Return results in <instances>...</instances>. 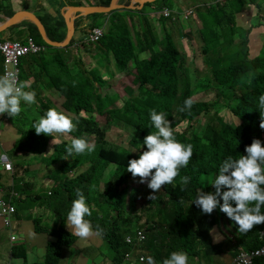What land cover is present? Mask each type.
Instances as JSON below:
<instances>
[{
    "label": "trees",
    "instance_id": "trees-1",
    "mask_svg": "<svg viewBox=\"0 0 264 264\" xmlns=\"http://www.w3.org/2000/svg\"><path fill=\"white\" fill-rule=\"evenodd\" d=\"M196 1L197 5L202 2ZM111 2L99 0L97 5L108 6ZM81 4L76 2V5ZM263 4L264 0H225L197 8L189 19L192 18L198 27L204 59L199 52L197 59H201L203 71L195 69V80L184 52L174 39L175 33L170 30L171 26L177 25L174 23L176 17L185 20L184 12L175 8L172 0H155L141 8L136 4L135 8L116 9L108 14L91 13L87 15L90 21L80 16L74 22L73 39L65 47L46 43L31 21L24 20L11 26L10 29L26 27L36 41L47 45L46 51L29 54L21 61V81L30 85L26 91H35L36 103L27 105L22 101V111L16 118L4 115V119L13 124L22 122L23 138L31 141L26 150L36 156L42 155V161L51 164L47 169L39 168L38 172L41 177L44 171L45 177L56 183L50 191L55 198L41 194L29 201L44 200L55 211V217H62L66 224L71 203L77 198L76 190L80 189L92 210V215L86 219L90 220L94 232L97 225L103 229L97 236L109 246L113 264H124L130 249L128 238L132 231L141 228L140 225L151 232L150 241L142 244L149 251L143 264H148V257L158 260L159 250L165 246L168 248L165 258L172 251L183 250L190 256L198 257L196 264H216L212 256L220 258L222 254L225 263L217 264H226L229 256L262 246L264 237L260 238V232L264 231V224L242 234L219 206L211 214H205L192 201L198 189L215 192L210 182L224 159L245 155V147L251 144L253 138L262 143L263 129L259 127L257 105L259 95L264 93V34L261 47L254 54L251 52L250 37L259 25L264 28V15L260 16L258 23L255 21L246 26L239 23L237 15L250 10V6L256 7L254 13L259 14ZM146 6H150L155 13V16L148 13L150 19L143 17ZM165 9L169 11L168 16L161 13ZM0 12L9 16L14 14L9 8H0ZM35 13L43 22L49 38L62 41L66 37L67 27L61 12L56 17ZM135 15L141 19L142 31L134 26ZM95 26L104 29L103 37L89 48L77 45ZM0 34L3 36V33ZM70 48L76 49L77 53H70ZM91 48L100 52L92 56L93 64L89 65L83 60L87 52L85 49ZM69 58L73 59L74 66L69 64ZM99 58L101 61H97ZM0 61L3 67L1 51ZM133 68L135 90L128 87L127 95L122 98L118 94L102 95V89L109 85L112 78L131 73ZM204 95L211 98L205 99ZM188 98H192L194 103L190 110L181 112L179 109L184 107ZM54 99L57 100V110L73 117L77 125L74 132L66 135L87 138L95 144L94 151L79 155L74 153L73 157L65 159L66 148L71 143V139L65 138L51 154H45L48 135L36 134L31 127L39 117L27 118L23 106H27L32 115H39L35 112L39 108L43 115L49 108H55L48 106ZM153 108L167 114L177 140L192 145V156L187 167L179 170L173 184L162 186L153 200L148 199L151 189L142 190V200L136 196L140 189L128 183L139 180V177H132L127 171V163L130 159L139 158L146 150L144 136L155 131L149 114ZM86 114L91 115L87 117ZM94 115L104 116L107 127L120 129L122 126L124 130L133 131L130 148L110 141ZM231 117L238 119V125L228 121ZM183 176L190 178L187 184L181 183ZM24 186L17 182L15 189L21 190ZM11 191L12 188L8 187L7 195ZM26 201L27 196L14 197L16 212L21 210V202ZM140 202L139 212L146 214L142 219L144 223H141V214L136 211ZM261 211L264 212V207ZM55 217L49 214L46 222L55 223ZM220 219L233 239L213 245L211 232ZM34 222L35 228L43 231L39 219H34ZM53 232L55 235L46 246L45 261L35 264H60L69 255L66 251L73 250L71 246L77 241V236L65 230L64 226ZM168 238L172 240L168 242ZM20 255L24 257L26 251H21ZM252 264H264V257L255 259Z\"/></svg>",
    "mask_w": 264,
    "mask_h": 264
},
{
    "label": "clouds",
    "instance_id": "clouds-1",
    "mask_svg": "<svg viewBox=\"0 0 264 264\" xmlns=\"http://www.w3.org/2000/svg\"><path fill=\"white\" fill-rule=\"evenodd\" d=\"M214 1L215 3H217L218 0H206L199 5H193L191 7L183 9V11L189 8H194L195 12L198 7H209L210 4L212 5L214 3ZM72 2L73 1H70L69 5H63V13H65L66 9L70 8V6H78L76 4H71ZM136 4L137 3H129V6L135 7ZM63 13L61 14L63 15ZM75 14L78 15L79 13L77 12ZM87 15L80 16L86 18ZM262 15L263 13L261 12L258 14V20L256 21V23H258L259 18ZM80 16H76V18ZM23 28L24 27H22V31L26 32ZM101 29L104 33V29ZM29 36L34 38V36L29 35L27 32L26 35L20 39H8L5 37L4 40L23 41ZM4 40L0 39V41ZM92 44H90L89 46H83L89 48ZM250 82L251 81H249V83ZM29 87L30 85L26 81H21V77L20 81L18 80V76L15 72H5L3 67V75H0V115H2L0 121L5 120V114L10 117L16 118L22 111V101L27 105L36 103L35 91L25 90ZM193 103V99L188 98L184 102V107L180 108L179 110L181 112L185 111L186 109L190 110ZM257 109L259 110L260 115L259 127L263 129L261 136L262 143L259 139L253 138L251 144L245 147V155H239L237 158L229 156L224 159L220 164L218 172L215 175L214 179H212L210 182L215 188V192H204L203 190L198 189L195 199L192 201V203L200 208L201 211L205 214H211L217 208V206H219L220 211L225 213L227 217L235 225H237V231L242 234L248 233L256 225L264 224V212L261 211L262 207H264V93H262L258 97ZM149 114L151 125L155 128V131H151L149 134L144 136L143 144L146 145V150L142 151V153L139 155V158H133L128 161L127 171L131 173L134 179L139 177L140 183L147 184V187L151 189V193L149 194L148 199L153 200L155 199V193L159 192L162 186L166 184H173L174 179L179 175V170L183 167H187L192 156V145H186L177 140L171 122L169 121V119H167V114L164 111L158 112L155 108H153L149 110ZM73 120L74 118L69 116L65 112L59 111L56 108H49L43 115L39 116V118L33 123L31 128L35 129L37 135H48V146L50 145V143L57 145L58 143H60V141L57 139L58 136L66 135L76 130L77 125L73 122ZM5 122L10 123V121L7 120H5ZM15 146L16 148H20L21 150H23V153L21 155L28 151L17 144V142L15 143ZM94 150L95 144L89 142L87 138L74 137L71 139L70 146L66 148L64 158L67 159L69 156L73 157L74 153L76 155H79L85 152H92ZM4 158L12 163L13 171L6 169L4 165ZM1 160L3 162L4 170L8 171L11 174L12 181H14L16 177V167L20 166L15 165L7 153L1 154ZM24 169L28 170L30 168L27 166ZM17 176L19 175L17 174ZM19 177L21 181L24 180L23 177ZM189 179V177L183 176L181 177V183L187 184L189 182ZM0 188H2L4 191H6L7 189L6 185H2L0 186ZM4 191H2L3 193L0 195V197H11V200L14 203V197H17L15 193L18 192L11 191V193L7 195V193H5ZM49 194H51L50 191ZM18 196H20V194ZM76 197L77 198L72 201L71 208L67 213L66 226L69 228L71 234L79 237L80 239H87L93 235L101 234L103 232V229L100 228L99 225H97L94 232L90 220L86 219V217H90L92 215V210L86 202L84 193L80 189L76 190ZM218 226H220L221 230L219 233V235L221 236L220 240L213 235V232ZM145 230L140 228L136 230L137 233L142 232L144 235V239L140 240L141 244L146 241ZM262 232L264 231H261L260 235ZM30 235L34 236L35 234L32 233ZM211 236L213 239V245H219L222 244L223 241L233 239L232 234L226 229L225 223L222 219H220L217 225L214 227L213 231L211 232ZM132 239L133 243H131L130 245H133L135 243V239ZM171 240L172 238H170L168 242H170ZM245 251H240L239 253ZM239 253H237L233 257L229 256V261L227 262V264H235L234 259L238 256ZM141 257L145 259L144 256ZM188 257L191 258L192 261H188ZM212 258L213 260H215L214 256H212ZM195 261H198V257H195L193 255L190 256L185 251L179 250L172 251L168 257L164 258L161 261V264H196ZM148 264H157V262L154 258L148 257Z\"/></svg>",
    "mask_w": 264,
    "mask_h": 264
},
{
    "label": "rangeland",
    "instance_id": "rangeland-1",
    "mask_svg": "<svg viewBox=\"0 0 264 264\" xmlns=\"http://www.w3.org/2000/svg\"><path fill=\"white\" fill-rule=\"evenodd\" d=\"M73 1V0H68V2ZM88 3L90 2H94V3H99V0H86ZM206 0H202L201 3L205 2ZM220 2H223L224 0H219ZM175 8L178 9H186L188 7H191L193 5H197V1L195 0H172ZM210 2V1H208ZM65 3H67L65 1ZM82 4L85 3L84 0L81 2ZM85 5V4H83ZM201 7H205V6H201ZM144 16L143 17H147V19H150V16H148V13H151V16H155V13H153V10L151 9L150 6H146L144 7ZM250 10H245L243 13H241L240 15H237L238 18L237 20L240 22H242L245 26L246 25H250V24H254L255 21L258 20V14H255V9L257 10V8L250 6ZM139 9V8H138ZM254 9V10H253ZM261 11V9L259 10ZM261 13H263L264 15V6H262V11ZM158 16V14H156ZM129 18V16L127 17V19ZM180 20V21H178ZM176 22H174L175 24H177L174 27H170L171 32H174V39H176V42L180 48L181 51L184 52V55L186 57V63L190 66V72L193 74V78L194 80L196 79V74H195V69H199V71H203V64L201 59H197L198 53L200 52V57L202 59H204L203 57V53H202V43L199 39V35H198V27L196 25V23H194L193 19H189L187 21L184 20V18H176L175 20ZM154 22V20H153ZM134 26H136V28L142 31L144 28L140 25L141 19L139 16L135 15V20H133ZM183 25H182V24ZM154 24L156 25V21L154 22ZM180 29V30H179ZM180 31V32H179ZM157 32L160 34V37L163 36L162 32L160 31V29L157 30ZM20 33V34H19ZM14 32V34H12V36H9L10 39H18L19 37L23 36L25 33L23 32ZM264 34V28L259 25L258 27H256L253 32L251 33V37H250V45H251V52L252 54H254L260 47H261V41H262V35ZM15 35V36H14ZM4 37L1 36L0 34V39ZM8 38V39H9ZM89 46V45H88ZM70 53H77L76 49H71L70 48ZM86 54L84 55V62L86 64H93L91 62H93L92 60V56L96 55V53L100 52L97 48L96 50L91 48V49H85ZM88 53V54H87ZM101 55V54H100ZM102 57V55H101ZM97 60V59H96ZM103 60V59H102ZM69 64L71 66H74L73 63V59L69 58ZM97 61H101V59L99 58ZM112 65V64H111ZM131 73H123L121 75H117L114 78H112L110 80V83L108 86L104 87L102 89V95L104 96L105 94L108 95H115L118 94L121 98L125 97L127 95L126 89L128 87H132L135 90V85L133 84V79H134V73H135V69H131ZM82 75H80V79L82 80ZM205 99H210L211 96L210 95H204ZM53 101V100H52ZM48 106H54L57 109V103L53 101V103H51ZM42 110L37 108L35 109V112H37V114L39 115H32L28 110H27V106H23V113L26 114V117L29 119H33L35 118L34 116L39 117L41 115ZM87 117H89L91 114H86ZM94 118L98 121L99 125L106 131V135L108 137V139L112 142H114L115 144H118L122 147H129L130 148V141L133 138L134 132L130 131V130H124V128H122V126L119 128L117 127H107L106 125V119L104 116H100V115H94ZM228 121H233L234 125H238L239 121L236 118H229ZM1 126H0V170H3V162L1 160V154L2 153H7L8 155H10V159L13 161V163L15 165H19L21 168H19L17 170L16 167V171L15 174L17 176V174L21 177H23L24 179H30V178H35L38 177V179H42L43 177L39 176V172L37 171L38 169H28L25 170L22 167H27L28 165H25V162H22L21 159H28L31 158L32 156L36 157V154L34 155L32 152H26L23 155L25 156H13V154H11V152L9 150H7V144L12 141V142H17V144H19L21 147L25 148V149H29L30 147V143L31 141L29 140H25L23 138V126H22V122H19L17 124H13L12 122L8 123L5 122V120L0 121ZM182 129L184 130V126H182ZM65 138L67 139H72L70 136L68 135H62V136H58L57 139L62 142L63 140H65ZM263 138H264V132H263ZM47 144L49 143V139L47 138ZM93 143V142H92ZM59 144V143H58ZM54 147H56V145L54 144H50V146H47V150L45 151V154H51L52 151L54 150ZM7 150V152H6ZM59 150V149H58ZM25 152V151H24ZM28 161V160H27ZM129 179V178H128ZM127 179V180H128ZM18 178L15 177L14 179V183H17ZM12 182V176L10 173H6L3 172V174L0 176V184L2 185H8ZM40 185L38 187L37 190H31L33 192H37L39 194H42L43 196L46 195V192H44L43 189L44 188V183L42 182H38ZM130 185L134 186L137 189H140V191L138 193H136V196L142 199L143 196V192L142 190H147V184L146 183H140L139 180H130L128 182ZM16 196L19 195V193H15ZM143 200V199H142ZM143 203V202H142ZM141 202L140 204H138V207H136V211H138L139 214H141V220L143 218H145L146 214L140 213L139 209L141 208ZM151 208V207H150ZM153 212V210L151 211ZM145 220H142L141 223H144ZM135 223V222H134ZM52 226V224H49ZM141 228L140 229H144L145 227L144 225H140ZM226 227V225H225ZM139 228V227H138ZM137 228V229H138ZM66 229L68 230L69 233L70 230L69 228L66 226ZM136 229V230H137ZM227 229V228H226ZM134 230L132 231L133 234L131 235L132 238L135 239V243L133 245H130V249L128 250L127 254H126V258H125V262L124 264H127L126 262H138L143 264L141 261H139L140 256H146L149 255V251L146 247H142V244L140 243V239L137 235V231ZM220 226H218L216 228V230L213 232V235L217 237V239H221V236L219 235L220 233ZM146 241L145 244L147 242L150 241V237H151V232L150 231H146ZM78 240V237H77ZM168 240H170V238H168ZM218 240V241H219ZM79 241L81 242L79 244ZM79 244V245H78ZM95 244V248L94 252L91 254L90 259H92L93 261L97 262V264H113V262L111 261V257L110 255H112V252L109 248V246L107 244L104 243L103 239L100 236L97 235H93L90 238L87 239H79L75 244H73L71 246V249H73L72 251H66V253L73 255L75 258H78L79 253H81L82 249L80 248V246L83 245H93ZM99 245V247H97ZM168 252V248L167 246H165V248H162L159 250L160 256L159 259L156 260L157 264H161V261L165 258V255ZM146 254V255H145ZM128 255V256H127ZM224 254H222L220 256V258H215L214 261H219L222 263H225V260L223 259ZM129 258V259H127ZM229 259V257H228ZM188 261H192L191 258L188 257ZM229 261V260H228ZM227 261V262H228ZM197 263V262H195ZM147 264V263H146Z\"/></svg>",
    "mask_w": 264,
    "mask_h": 264
},
{
    "label": "crops",
    "instance_id": "crops-1",
    "mask_svg": "<svg viewBox=\"0 0 264 264\" xmlns=\"http://www.w3.org/2000/svg\"><path fill=\"white\" fill-rule=\"evenodd\" d=\"M65 1L67 3H65ZM82 1L83 0H73L71 4H76V2H82ZM84 2L85 3L83 4L85 5L86 4L87 5L88 4H96V5L99 4V3H94V2L88 3L86 0H84ZM120 3L127 5V3L134 4L135 2L134 0H118V4ZM65 4L69 5L68 0H0V8L2 9L9 8L10 10H13V12H17L23 9H28V10L33 11L34 13L35 11L39 12L41 16L50 14L55 17L58 16L60 12L63 13L62 9H63V5ZM6 16H8V14L4 12H0V21H3ZM86 19L90 21L89 18L86 17ZM10 27L0 32V33H3V36L6 38H9V36H12L14 32L25 33L23 36L18 38L20 39L24 37L26 33L28 32L26 27L23 28L26 32L22 31V27H15L13 29H10ZM0 65H1L0 75H3V67H2L1 61H0ZM54 102L57 103V100L54 99ZM1 116L2 115H0V118ZM15 143L16 142L10 141L6 146L7 150H9L11 154H13V156L15 157L25 156V155H21L23 153V150H21L20 148H16ZM46 155H49V154L47 153ZM41 156L42 155H37L36 157L32 156L31 158L21 159V160L22 162H25V165H28L30 169H38V170L39 168L47 169L48 166H51V164L49 162L42 161ZM19 168L20 167H17V170ZM22 168H25V167H22ZM3 172L9 173L8 171H5L4 169L1 170L2 174ZM45 176L46 175L44 171L42 172L41 177L43 178L41 180L38 178L36 179L35 178H30V179L23 178L24 180L21 181L20 177L16 176V178L20 180V181H17L18 184L25 185L24 188H22L21 190L15 189L16 183H14V181H12L10 184L7 185V188L11 187L12 191L14 192L17 191L21 196H23V198H26L27 196L28 201L21 202L22 204L21 210L16 212V214L13 215L11 228H7L4 224V220L0 218V264H35L37 262L45 261L47 243L48 241H51L53 239V235H55L53 231L62 228V226H64L65 230H67L66 224L64 223V219L62 217H55V211H53V209L49 207V205L44 200L38 201V202H34L32 200L29 201L30 198L34 199L41 195L37 192L30 191L32 188H35V190L38 189L40 185L38 182H42L45 184L44 185L45 189L43 190L44 192H46L47 197L50 198V195H51V198H55V195L49 194V191H51L52 187L56 183H54L52 179L47 178ZM0 186H2V184H0ZM2 191L4 190L0 188V195L3 193ZM4 192L6 193L7 189ZM49 214L54 215L55 223L46 222V217ZM34 219H39V225L41 228H43V231H39L38 229L35 228ZM49 224H52V226ZM32 233H34L35 235L34 236L30 235ZM12 236H15L16 238L12 240L11 238ZM79 239L80 238L78 237V240ZM81 242L79 241V244ZM95 246H96L95 244L80 246L82 251L86 252V254L81 251L77 259L73 255L69 254L66 257H64L63 261H61L60 264H97V262L90 259L91 254L94 252V249H96ZM97 247H99V245ZM14 249H16V251H14ZM24 250L26 251V255L22 257L20 253L21 251H24ZM14 253H17V255H15ZM214 262L216 264L221 263L219 261H214Z\"/></svg>",
    "mask_w": 264,
    "mask_h": 264
},
{
    "label": "built area",
    "instance_id": "built-area-1",
    "mask_svg": "<svg viewBox=\"0 0 264 264\" xmlns=\"http://www.w3.org/2000/svg\"><path fill=\"white\" fill-rule=\"evenodd\" d=\"M217 2H220L219 0ZM215 3V1H214ZM222 3V2H220ZM185 19H189L190 16L194 13V8H189L184 10ZM161 13H164L165 16L169 15L168 10H164ZM103 30L101 28L92 27L88 34L84 35V37L77 42V45H90L97 43L103 37ZM46 50V45L38 43L33 37L29 36L27 39L23 41H10L4 40L0 41V51L3 54V63H4V71L5 72H15L18 76V80L20 81V63L22 57L29 53H39ZM4 165L6 169L13 171L12 163L7 161L4 158ZM12 198L0 197V218L4 220V224L7 228H10L12 225V217L16 211V206L11 200ZM140 240L144 239V235L142 232L137 233ZM264 232L261 233L260 238L263 239ZM12 240L16 237L12 236ZM128 243H133L132 237L128 238ZM128 256V255H127ZM264 257V244L257 249L248 250L245 252H241L234 259L235 264H250L257 258ZM129 259V258H127ZM140 261H144L143 257H140Z\"/></svg>",
    "mask_w": 264,
    "mask_h": 264
},
{
    "label": "water",
    "instance_id": "water-1",
    "mask_svg": "<svg viewBox=\"0 0 264 264\" xmlns=\"http://www.w3.org/2000/svg\"><path fill=\"white\" fill-rule=\"evenodd\" d=\"M153 1L155 0H134L135 3L140 5V8L145 3L153 2ZM131 8H135V7L118 4V0H112L110 5L108 6H101L96 4L70 6V8H67L66 12L63 13L65 19L64 22L67 27V32H66V37L62 41H55L49 38L46 33L45 26L41 21L40 17L36 15L33 11L28 9L19 10L17 12H14L13 15L6 16L3 21H0V32L10 26H13L14 24L20 23L21 21L28 20L33 22L38 27V30L46 43L52 46L65 47L73 39L74 19L76 18V16L87 15L91 13H98L99 15L108 14L116 9H131ZM77 12L79 13L78 15L75 14Z\"/></svg>",
    "mask_w": 264,
    "mask_h": 264
},
{
    "label": "flooded vegetation",
    "instance_id": "flooded-vegetation-1",
    "mask_svg": "<svg viewBox=\"0 0 264 264\" xmlns=\"http://www.w3.org/2000/svg\"><path fill=\"white\" fill-rule=\"evenodd\" d=\"M3 67H4V64H3Z\"/></svg>",
    "mask_w": 264,
    "mask_h": 264
}]
</instances>
